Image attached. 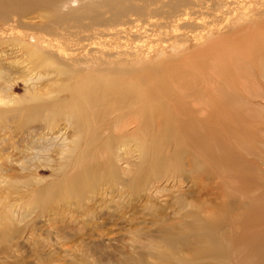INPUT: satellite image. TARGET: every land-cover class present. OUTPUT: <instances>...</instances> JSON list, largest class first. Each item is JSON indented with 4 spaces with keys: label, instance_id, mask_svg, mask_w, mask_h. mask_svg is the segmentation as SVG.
Instances as JSON below:
<instances>
[{
    "label": "rangeland",
    "instance_id": "374dc122",
    "mask_svg": "<svg viewBox=\"0 0 264 264\" xmlns=\"http://www.w3.org/2000/svg\"><path fill=\"white\" fill-rule=\"evenodd\" d=\"M240 1L221 11L187 9L195 13L191 20L161 15L158 24L133 22L121 32L101 28L94 39L69 46L61 58L67 67L30 59L27 49L7 43L16 36L2 35L0 264H126L127 255H144L156 263L148 253L160 240L159 228L179 221L174 201L197 198L195 183L212 187L210 197L262 194L261 204L253 207L264 209V0ZM146 65L153 70L146 76L123 73ZM113 86L143 95L152 90L150 104L146 110L142 98L129 99L139 111L118 125L110 122L114 115H106L98 134L95 126L113 102ZM96 97L103 100L93 111L85 100ZM79 110L80 123L73 117ZM161 114L173 124L162 122ZM196 119L204 129L194 134L206 135L211 146L226 145L232 167L212 164L200 154L202 144H192V131L183 122ZM140 123L150 128L140 130ZM164 131L179 139L150 136ZM111 134L119 140L109 143ZM143 140L150 145V159L161 149L167 155L170 148H180L184 160L195 157L207 175H193L188 165L171 157L170 168L163 167L169 179L151 176L130 189L124 182L137 172L143 153L138 142ZM110 161L120 182L96 175L95 188L64 194L71 177L84 167ZM237 172L239 179L229 177ZM258 221L264 230V214ZM229 259L237 264L236 258Z\"/></svg>",
    "mask_w": 264,
    "mask_h": 264
},
{
    "label": "bare ground",
    "instance_id": "6f19581e",
    "mask_svg": "<svg viewBox=\"0 0 264 264\" xmlns=\"http://www.w3.org/2000/svg\"><path fill=\"white\" fill-rule=\"evenodd\" d=\"M235 2L239 4L241 1L0 0V46L4 43L2 35L10 32L13 34L12 36L16 37H10L11 39L7 40V43L13 42L14 46L17 45L27 49L28 52H26V55L30 59L35 58L38 61L53 60L56 64H62L64 67H67L61 58L65 56L69 46L72 43L79 44L83 40L94 39L95 34H97L96 32L101 30V28L104 30L121 32L123 26L133 22L151 23L150 25L154 23L158 24L160 22L157 20V17L161 15H166L167 18L176 22L191 20L193 18L192 15L195 13L190 14L187 9L194 10L195 7H199L202 9L221 11L223 8H227ZM242 5L243 4H241V6ZM259 12L261 13V11ZM199 13L200 12H198V14ZM26 20H33V22L26 23ZM258 23H262V20ZM192 24L195 26L197 22ZM115 27L118 28L115 29ZM27 37L29 38V42L24 41ZM196 37H198V34L195 35V38ZM54 49L58 50L56 51L57 53H54ZM147 66L148 65L140 68L131 67L128 71L125 70L123 73H131V71H133L136 73L137 77L143 73L140 75V77H143L144 74L146 76L147 73L153 71ZM106 89L109 90L107 87ZM114 89L115 91L111 90L112 94L115 95L113 102L111 101L106 111L104 109V116L100 124L95 126L96 133H98L100 126L105 124L104 122L107 120L106 115H114L110 122L112 125H118L123 117L129 115V113H136L139 111V108L136 109V107L130 103L129 99H135L137 102L142 98V100H144L142 102L144 108L147 110L149 107L150 99L147 98V95L149 94L152 96V90L147 92L148 94L143 95L138 92V90L125 92L120 86ZM108 92L109 91H107V93ZM196 92V94L199 95V91ZM87 94L89 95V92ZM101 100L103 99L96 97V99L88 98L85 102L87 106L94 111V109H97L95 108L96 105L102 102ZM3 102H5V100L0 98V103ZM192 110L195 111V109ZM79 112L80 114L75 112L76 115H73L74 121H78V123H80L82 119L81 111L79 110ZM92 115L93 117L95 116L94 112H92ZM160 118L164 123H170L169 125L173 124V120L167 114H161ZM144 120L146 122L149 121L148 118L146 119V116ZM196 120L197 123L192 120H184L183 122L186 126H189V129L192 131L191 134H188L192 144L196 147L202 144L200 154L210 159L212 164L216 166L228 165V168L232 167L231 154L225 147L226 145L217 144V146H211L208 142V138L206 139V135L204 136V134H202L200 138L198 135L196 136L194 134V130L204 129V125L199 123L198 119ZM181 123H176V125L179 128H184ZM139 128L140 130H145L150 127L148 123H140ZM168 132L164 131L153 134L150 132V136L154 139L159 137L162 140L171 138L175 141L179 139L178 134L169 135ZM117 139L118 136L114 134L107 137L109 143L116 142ZM147 143L146 140L138 142L143 151L141 162L137 164V172L131 173L132 178L124 182V185L130 189L134 190L135 187L147 181L151 176L158 180L169 179L170 177L168 176L167 170L165 171L163 167L170 166L169 161L171 157L176 159L175 161L178 164L185 163L188 165L193 175L196 174L197 171L198 174L206 173L207 175V168L198 163L195 157L188 159V161L184 160V153L180 148H170L167 155L164 154L161 149V154L159 153L154 158L152 157L153 159H150L148 156L150 145ZM153 144L155 145L154 140L152 141V145ZM176 145L178 146L179 144L176 143ZM155 146H152V148L154 147L155 149ZM113 163L114 162L111 164L110 161V164H107L108 166H103L98 163L95 166L92 164L88 165L86 168L84 167L80 173L71 177V182L69 186H67V189H62L64 194L68 193L66 196L82 195V193L89 188H95L97 182L95 183L93 180L96 178V175L100 177L101 180L120 182L121 179H119ZM110 166H112L113 169H111ZM174 168L175 167H173V169ZM238 173L239 172H237L236 175L232 174V176L229 175V177L231 179H239L241 174ZM195 185L197 190L199 189L200 191L197 198L189 200L186 198H177L174 201L179 221L159 228L160 240L155 242L148 253L155 259L156 263H150L144 255L138 257L127 255L124 261L126 264H229V258L231 257L236 258L237 264H264V230L258 221V218L260 219V217L263 216L264 209L260 206L253 207V205L257 203L261 204L263 195L259 194L249 199H239L228 193L222 192V194L218 193L214 195V197H210L212 194V187L198 183H195ZM243 186L245 185L242 184L240 188L244 189ZM49 191L51 196L55 195V189H49ZM236 225H238V227ZM235 226L237 227L236 229H234Z\"/></svg>",
    "mask_w": 264,
    "mask_h": 264
}]
</instances>
